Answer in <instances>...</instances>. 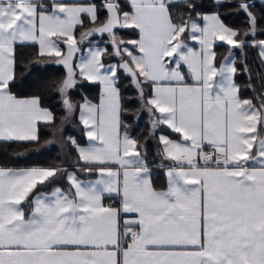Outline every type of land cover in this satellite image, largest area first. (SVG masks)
I'll list each match as a JSON object with an SVG mask.
<instances>
[{
    "label": "snow or ice",
    "instance_id": "1",
    "mask_svg": "<svg viewBox=\"0 0 264 264\" xmlns=\"http://www.w3.org/2000/svg\"><path fill=\"white\" fill-rule=\"evenodd\" d=\"M225 4L245 14L243 32L225 23ZM254 7L0 0V142L40 144L39 125L56 121L40 95L15 90L17 50L32 45L35 63L63 66L60 123L77 119L84 138L62 136L59 162L0 163V264H264V13ZM217 41L229 46L222 59ZM80 81L98 85L95 100L72 99ZM143 114L147 134L134 135L126 121Z\"/></svg>",
    "mask_w": 264,
    "mask_h": 264
},
{
    "label": "trees",
    "instance_id": "2",
    "mask_svg": "<svg viewBox=\"0 0 264 264\" xmlns=\"http://www.w3.org/2000/svg\"><path fill=\"white\" fill-rule=\"evenodd\" d=\"M205 4H210L211 0H203ZM257 14L264 13V3H262L259 0H255V7L252 9ZM220 11L222 13H226L224 15L225 23H227L229 26L239 29L241 32H243L245 26H246V16L243 12H240L237 14L235 11L234 6L230 5H223L220 8ZM259 29H264V20H262L258 24ZM78 34V33H77ZM257 39H264V35L257 34ZM94 40H98L99 37H94ZM105 40L107 37L104 38ZM249 40H251V37H248ZM228 47L224 42H216L215 50L218 54L219 58H223V55L228 51ZM18 66H17V88L15 89L22 95H40L42 97V103L43 106L49 107L56 116V121L54 124L51 125H45L41 123L39 125V131H40V144H26V143H5L0 142V163L7 164L9 166H15V167H22V166H33V165H47L51 162H59L57 160V157L60 158V160H64L62 156L57 154H50L47 149L50 148V145H46V142L49 141L48 139L52 136V127L56 126L60 121L61 117L64 116V111H62L60 101V96L56 94V84L63 79L65 70L61 65H57L51 60H41L39 63H35V56L34 53L36 51V46H24L18 48ZM248 53V60L249 64L252 65L255 62L256 58V52L252 49H246ZM235 58L237 62L241 59L240 51L236 50ZM29 63H32L31 70H28L26 67ZM44 71H52L53 73V81L52 83L46 87L45 90L42 89H35L29 87L26 82L28 79V76L35 72H44ZM237 83H240L241 85H244L246 83V77L241 74L236 77ZM127 83V81H125ZM99 87L98 85L91 84L87 81H80V86L76 87L74 91L71 92V97H74L76 101H80L82 96H87L89 99L95 100V98L98 96ZM135 93L133 91L125 92V97L128 96H134ZM131 107L135 108L137 105H131ZM78 113V112H77ZM77 116V114H76ZM78 118V116H77ZM148 120L147 114H143L140 118L138 124L134 123L133 119H127L126 122L129 124H133L135 131L134 135L144 132L146 133V122ZM73 123H77L78 129H70L67 132L64 133L63 137L67 136H75L77 137L81 143L84 142V138L81 132V125L78 124L77 119H72ZM42 149L39 152H27L24 156L17 157L14 155L16 152H26L28 149ZM155 150V141L149 142V151L153 152ZM48 152V153H46ZM67 152V148H66ZM75 156L74 153H70L68 156V160L73 159ZM65 158V157H64ZM154 179L157 180L158 185L164 184V178L162 173H159V170H156L153 172ZM63 181H61V185H63Z\"/></svg>",
    "mask_w": 264,
    "mask_h": 264
},
{
    "label": "rangeland",
    "instance_id": "3",
    "mask_svg": "<svg viewBox=\"0 0 264 264\" xmlns=\"http://www.w3.org/2000/svg\"><path fill=\"white\" fill-rule=\"evenodd\" d=\"M52 62H54V61H52ZM52 81H53L52 71L35 72V73H32L28 76L26 84L31 88L45 90L46 87H48L52 83ZM60 99H61V97H60ZM72 99L74 101H76V99L74 97H72ZM64 115H65V113H64ZM77 116H78V113H77ZM77 127H78L77 123H73L72 119H69L68 121H66L63 126H61L60 122L56 126H53L52 127V131H53L52 136L48 139V140L53 141V143L51 144L50 148L47 149V151L50 154H52V153L58 154L59 153V155L62 156V158L64 159L66 147L62 145L61 137L64 136V133L67 132L68 130H70L72 128L78 129ZM62 148H63V150H62ZM48 152H46V153H48Z\"/></svg>",
    "mask_w": 264,
    "mask_h": 264
},
{
    "label": "crops",
    "instance_id": "4",
    "mask_svg": "<svg viewBox=\"0 0 264 264\" xmlns=\"http://www.w3.org/2000/svg\"><path fill=\"white\" fill-rule=\"evenodd\" d=\"M259 1H261V0H259ZM217 42H219V41H217ZM220 42H222V41H220ZM228 53V51L225 53V55Z\"/></svg>",
    "mask_w": 264,
    "mask_h": 264
},
{
    "label": "water",
    "instance_id": "5",
    "mask_svg": "<svg viewBox=\"0 0 264 264\" xmlns=\"http://www.w3.org/2000/svg\"><path fill=\"white\" fill-rule=\"evenodd\" d=\"M62 66V65H61ZM63 67V66H62Z\"/></svg>",
    "mask_w": 264,
    "mask_h": 264
}]
</instances>
